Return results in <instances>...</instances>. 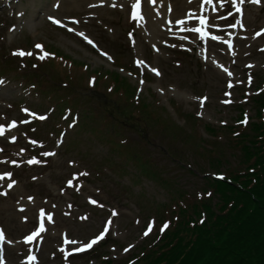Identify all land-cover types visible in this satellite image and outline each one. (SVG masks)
Here are the masks:
<instances>
[{"label":"rangeland","instance_id":"obj_1","mask_svg":"<svg viewBox=\"0 0 264 264\" xmlns=\"http://www.w3.org/2000/svg\"><path fill=\"white\" fill-rule=\"evenodd\" d=\"M125 1L127 7L115 0H0V67L6 66L0 74V225L6 236L0 264H28L30 255L36 257L35 264H126L144 247L150 250L163 236L164 215L172 226L175 192L186 193L189 202L207 198L204 175L215 173L204 160L208 153L187 141L191 125L185 114L200 117L206 140L212 138L204 125L215 127L216 142L228 160L225 166L238 167L240 149L229 129L238 125L241 110L248 124L255 120L252 98L264 89V0L260 5L245 0L242 14L237 12L238 0H198L183 13L190 22L161 36L150 31L144 10L149 5L156 10L159 2L166 9L174 0H144L142 20L132 19L135 0ZM205 6L221 12L218 23L211 24L214 31L205 27L209 35L201 38L189 29L202 27ZM48 49L69 62L87 64L88 70L73 67L67 79L55 72L58 63L42 67L51 56L41 59L50 54ZM21 51L26 54L19 55ZM98 71L108 78L115 72L130 79L139 102L151 105L154 115L128 120L123 112L129 104L91 78ZM71 104L81 108L66 113ZM103 105L117 110V115L110 114L117 125ZM157 117L167 124H158ZM125 151L134 161L123 157ZM8 172L11 177L4 176ZM12 180L16 183L8 188ZM157 205H165L167 212L163 215ZM38 216L47 229L30 243L27 237L36 230ZM108 227L101 244L77 254V247Z\"/></svg>","mask_w":264,"mask_h":264},{"label":"trees","instance_id":"obj_2","mask_svg":"<svg viewBox=\"0 0 264 264\" xmlns=\"http://www.w3.org/2000/svg\"><path fill=\"white\" fill-rule=\"evenodd\" d=\"M59 65L68 73L63 62ZM73 66L85 68L82 63L74 62ZM93 73L101 79L106 78L115 95H124L127 100L135 98V91L127 79L117 74L108 78L99 72ZM253 101L256 121L243 130L242 126L229 129L235 147L240 149V161L235 169L225 166L228 160L221 144L216 142L219 131L205 125L206 133L212 138L206 140L200 131L202 120L195 115L187 116L191 125V132L186 134L187 141H193L197 151L204 149L208 153L203 157L208 169L215 171V177L204 175L203 190L207 198L189 202L186 193L175 192L177 197L172 196L175 205L171 212L174 216L172 229L149 251L144 249L143 255L133 264H264V93L255 96ZM103 107L109 115L118 114L116 109ZM138 113L154 115L155 112L151 105L134 101L123 115L134 119ZM156 120L166 124L158 117ZM173 129L176 133L177 129ZM206 144L210 148L207 149ZM222 168L227 170L226 176ZM199 171L208 174L201 167ZM153 176L157 178V173L153 172ZM178 198L187 204L182 206ZM214 199H217L215 203ZM158 209L167 212L165 205Z\"/></svg>","mask_w":264,"mask_h":264},{"label":"snow or ice","instance_id":"obj_3","mask_svg":"<svg viewBox=\"0 0 264 264\" xmlns=\"http://www.w3.org/2000/svg\"><path fill=\"white\" fill-rule=\"evenodd\" d=\"M155 2H156V0H152V3H155ZM189 2H191V0H189ZM204 2H205V4H211V3H212V0H204ZM244 2H245V0H238L237 5H236V7H237V12H239V13H241V14L243 13V7H242V5L244 4ZM251 2H252L253 4L260 5V4L262 3V0H251ZM56 7L59 8L60 5L57 4ZM93 7H95V5H93ZM113 7H116V5H113ZM132 9H133V11H132V13H131V15H132V19H134V20H135V19H141V20H142V19H143V16H142V14H141V3H140V0H136V2L132 5ZM50 19H52L54 23H56V24H58V25H62L61 20L56 19L55 17H50ZM199 19H200V23H201V25H203L204 27H193V28H191V29H189V30L192 31V32H195V33H199L200 36H201V38H206V37L209 35V33H208L207 31H205V27L208 25L209 21H208L207 19H205L203 16H201ZM76 22L79 23V21H76ZM179 22H180L181 25L184 24V21H183V20H180ZM62 26H63V25H62ZM233 26H235V24H234ZM241 26H242V24H241ZM73 30H74V29H73ZM80 35L84 36V38H85L86 40H88V43H90V44L94 43V42H93L91 39H89L88 36L85 35L83 32H81ZM257 35H259V33H257ZM212 39H214V40H218V39H220V37H219V36H213ZM37 47L43 49L44 46H43V45H37ZM18 54H19V55H25L26 53H24L23 51H21V52H19ZM27 54H28V55H31V53H27ZM48 55H50V54L45 53L44 56L41 57V59H44L45 56H48ZM104 55L107 56L108 54H107V53H104ZM109 58H110V57H109ZM143 63H144V61H142V60H138V61H137V64H143ZM221 67H223V65H221ZM152 70H153L157 75H160V74H161V73L159 72V69H155V68H153ZM224 70H225V72H227V74H228L229 76L233 75V73L230 72L228 69L225 68ZM2 82H3V81H0V83H2ZM229 87H232V85L229 84ZM205 99H206V98H205ZM24 111H28V110H27V109H24ZM33 115H35V114H33ZM242 123H244V124H247V123H248L247 113L245 114V120L242 121ZM11 126H12V127L15 126V121L12 122V125H11ZM3 131H4V127H3V126H0V134H2ZM13 139H15V137H13ZM33 143H35V141H34ZM44 155H54V153H47V152H46V153H44ZM33 162H35V163H39V161H35V160H30V161H29V163H33ZM12 163H16V162H15V161H12ZM11 175H12V174H11L10 172H8V173H4V176L11 177ZM2 178H3V177L0 176V179H2ZM15 183H16V181H15V180H12L10 183L7 184V187H8V188H11ZM69 184H71V181H69ZM4 194H6V193H4ZM209 195H211V194L209 193ZM28 199L31 200L32 197H29ZM92 202H93V203H96V201H92ZM115 214H116V213L113 212V215H115ZM49 219H51V217H49ZM201 222H203V221H201ZM167 227H168V223L166 222V223L163 225V227H162V229H161V232H163ZM39 231H40V232H44V231H45V227H44V224H43V223H41V224L39 225ZM106 231H107V229H105V230L102 231L98 236H96L94 239H92L90 243H85V244H83L82 247H77L75 250H76V251H83V250H85V249H91V248L93 247V245H95L98 241H100V240H102V239L104 238V235H105V232H106ZM150 231H151V227H149V229L146 230L145 235H148V233H149ZM36 235H37V233L34 232L31 236L27 237V239H28L29 241H31ZM5 238H6V236H5V231H4V229H3L2 227H0V240H4ZM9 243H11V241H9ZM73 243H75V241H73ZM2 249H3V245H0V251H2ZM127 250H128V249H125V251H127ZM29 259H30L31 261H33L34 264H35V262H36V257H35V256H31V257H29ZM2 260H3V258L0 257V261H2ZM4 264H6V262H4Z\"/></svg>","mask_w":264,"mask_h":264},{"label":"bare ground","instance_id":"obj_4","mask_svg":"<svg viewBox=\"0 0 264 264\" xmlns=\"http://www.w3.org/2000/svg\"><path fill=\"white\" fill-rule=\"evenodd\" d=\"M77 0H68V2H73ZM136 1V0H135ZM116 4L120 6H128L129 1L125 0H115ZM144 2V0H141L140 3ZM198 0H174L173 5H169L166 9L163 8L164 4L162 2H159V6L154 11L151 8V5L146 7V10H144V14L147 15L150 19V31L154 33L155 35L161 36L162 33H167L169 31L177 29V27H180L181 24L178 20H183L184 24L190 22V20H186V16L183 17V13L191 8ZM191 6V7H190ZM161 8V9H160ZM160 10V13L158 14ZM204 15L207 16V20L209 21V24L207 25V28L209 31H214L213 26L211 25L213 21L218 23V14L221 11H215V7L213 6H205L204 9ZM213 11V13H212ZM206 12V13H205ZM188 16V15H187ZM226 20L232 21L233 17H227ZM220 23V22H219ZM183 24V25H184ZM200 26V24H199ZM202 27H204L202 25ZM219 32L220 29H217Z\"/></svg>","mask_w":264,"mask_h":264}]
</instances>
